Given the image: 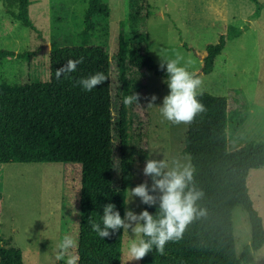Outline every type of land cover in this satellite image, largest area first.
Listing matches in <instances>:
<instances>
[{"label":"trees","instance_id":"1","mask_svg":"<svg viewBox=\"0 0 264 264\" xmlns=\"http://www.w3.org/2000/svg\"><path fill=\"white\" fill-rule=\"evenodd\" d=\"M255 3L248 18H256L264 1ZM30 0H17V9L7 13L22 25L36 30L30 17ZM141 15L146 14V0H141ZM103 0H86L77 43L51 41L48 50V79L27 83L0 81V163L76 162L80 165L78 195V233L75 264H120L122 230L101 239L91 224L102 219V205L112 203L124 215L125 189L147 182L143 174L146 159H152L146 142V70L166 77L159 65L141 47L138 26L130 32L120 28L113 60L119 82L116 115H112L110 95L111 59L103 46L91 42L92 32L109 16ZM239 29L228 27L217 41L207 44L201 58L200 72L207 74L225 40L237 36ZM29 51L0 49V63L6 57L24 59ZM83 58L75 72L55 76L56 69L68 60ZM102 72L107 81L85 92L80 78ZM140 94V106H125L127 95ZM198 99L205 111L186 124L181 154L187 155L193 168L190 185L202 192L196 202L197 214L186 225L182 238L169 242L164 255L155 248L139 264H242L250 250L264 244L262 219L248 194V172L264 166V143L252 140L228 148L226 138L225 97L203 92ZM136 123H135V122ZM141 124L142 137L134 131ZM114 140L119 155V186L112 185ZM158 195V193H157ZM241 205L248 216L250 241L237 255L234 247L232 210ZM158 206L142 204L150 214ZM0 264H22L21 250L0 236Z\"/></svg>","mask_w":264,"mask_h":264},{"label":"rangeland","instance_id":"2","mask_svg":"<svg viewBox=\"0 0 264 264\" xmlns=\"http://www.w3.org/2000/svg\"><path fill=\"white\" fill-rule=\"evenodd\" d=\"M109 16L92 32L91 42L103 46L110 59V95L115 117L119 82L113 60L120 28L130 32L138 26L147 55L157 65L160 58H174L179 52L189 71L203 80V92L223 96L226 101V138L228 148L252 140L264 143V7L256 18H248L255 9L252 0H146V14L141 15V0H103ZM262 2L264 0H256ZM86 0H30L29 17L33 30L12 18L6 11H16L17 0H0V49L29 51L24 58L6 57L0 63V81L27 83L48 79V49L51 41L75 44L82 24ZM240 33L225 40L214 57L212 70L200 72L201 58L207 44L215 43L228 27ZM166 77L146 70V106L152 95L154 107H147L145 147L152 159L190 164L180 153L186 123L174 124L163 119L158 107L169 92ZM135 122V121H134ZM136 123V122H135ZM141 124L134 129L142 137ZM119 155L114 140L112 185L119 186ZM80 165L76 162L0 163V236L21 250L22 264H68L75 259V247L60 252L58 243L65 235L76 241L78 233V195ZM125 208L142 211L134 197ZM249 197L262 219L264 230V166L249 170L246 179ZM234 247L237 255L250 241L248 216L241 205L232 210ZM139 237L122 230L120 264H139L128 247ZM59 255V259L57 256ZM242 264H264V244L250 250Z\"/></svg>","mask_w":264,"mask_h":264},{"label":"clouds","instance_id":"3","mask_svg":"<svg viewBox=\"0 0 264 264\" xmlns=\"http://www.w3.org/2000/svg\"><path fill=\"white\" fill-rule=\"evenodd\" d=\"M184 57L176 52L174 58L165 56L160 58L159 68L166 74V84L169 92L163 97L162 105L158 107L163 119L174 124L191 123L194 118L204 112L205 105L198 99L203 94V80L194 72L189 71L187 65H182ZM83 58L68 60L56 69L55 76L60 79L76 71ZM107 77L102 72H96L76 83L85 91L91 92L94 88L104 84ZM139 93L132 92L123 98L125 106H140ZM157 99L152 95L147 107H154ZM118 161V160H117ZM119 162V161H118ZM119 167V163L117 164ZM193 168L190 164L173 160L171 167L166 160L146 159L143 174L151 179V185L145 181L135 187L127 189L128 201L139 198L142 204L158 206L155 214L142 210L138 214L125 208L123 217L112 203L102 205V219L99 223H92L91 229L101 238H110L117 230L129 231L139 238L131 240L128 253L134 261L145 258L153 251L164 255L165 246L169 242H176L182 238L186 225L197 214L196 202L202 192L193 181ZM158 193V195H157ZM76 246V241L70 235H65L57 249L65 252ZM59 255L57 259H59ZM68 264H75L69 260Z\"/></svg>","mask_w":264,"mask_h":264},{"label":"crops","instance_id":"4","mask_svg":"<svg viewBox=\"0 0 264 264\" xmlns=\"http://www.w3.org/2000/svg\"><path fill=\"white\" fill-rule=\"evenodd\" d=\"M30 5V4H29ZM29 7V6H28ZM47 51L49 50V49H46Z\"/></svg>","mask_w":264,"mask_h":264},{"label":"water","instance_id":"5","mask_svg":"<svg viewBox=\"0 0 264 264\" xmlns=\"http://www.w3.org/2000/svg\"><path fill=\"white\" fill-rule=\"evenodd\" d=\"M48 49H49V47H48Z\"/></svg>","mask_w":264,"mask_h":264}]
</instances>
